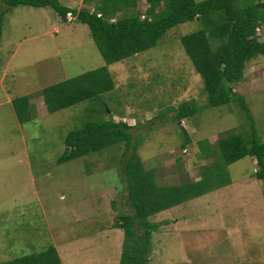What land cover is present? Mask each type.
<instances>
[{"label":"rangeland","instance_id":"1","mask_svg":"<svg viewBox=\"0 0 264 264\" xmlns=\"http://www.w3.org/2000/svg\"><path fill=\"white\" fill-rule=\"evenodd\" d=\"M60 2L89 7L84 0ZM148 8L140 1L143 17ZM0 13V264L50 247L63 264L121 263L125 236L113 226L120 214L133 213L121 163L132 153L123 144L58 163L67 135L87 122L113 116L128 123L145 168L156 170L165 186L204 179L220 164V138L252 133L238 103L207 106L203 79L181 41L200 28L199 21L179 25L158 46L108 66L116 85L100 99L49 113L43 90L107 65L104 57L88 26L62 20L54 8L11 10L0 0ZM258 36L264 42V26ZM235 91L246 98L264 142V57L247 64ZM26 96L31 118L22 122L14 101ZM185 101L200 110L178 120L175 110ZM259 171L248 156L228 167L227 186L151 217L165 224L154 233L151 264H264Z\"/></svg>","mask_w":264,"mask_h":264},{"label":"trees","instance_id":"2","mask_svg":"<svg viewBox=\"0 0 264 264\" xmlns=\"http://www.w3.org/2000/svg\"><path fill=\"white\" fill-rule=\"evenodd\" d=\"M9 9L21 6L54 8L62 20L71 13L76 21L89 27L91 35L107 65L43 90L49 113L68 109L87 100L100 99L115 89V80L108 66L141 54L160 44L167 33L179 25L199 21L200 28L181 38L196 72L204 82L208 107L238 103L246 114L252 133H228L219 139L220 164L200 181L178 185H159L156 170H147L137 153L133 128L126 122L109 119L87 122L65 138L66 152L58 159L64 164L123 145L132 153L124 166L123 181L127 183L128 203L133 213H122L114 228L124 232L120 264H151L153 236L164 222L154 217L193 198L227 186L231 179L227 169L248 156L257 161L260 171L255 175L264 181V142L256 130V122L246 98L235 87L245 76L248 63L264 57V42L258 36L264 26L263 0H146V15L138 11L142 0H84L89 7L77 10L60 0H1ZM121 13L119 17H116ZM4 14L0 13V43ZM116 17V18H114ZM1 68V60H0ZM15 112L20 121L30 119V96L16 99ZM200 108L196 102L185 101L175 111V118L195 116ZM107 113V112H106ZM26 116V118H25ZM209 152L207 156H213ZM1 264H63L55 247Z\"/></svg>","mask_w":264,"mask_h":264},{"label":"crops","instance_id":"3","mask_svg":"<svg viewBox=\"0 0 264 264\" xmlns=\"http://www.w3.org/2000/svg\"><path fill=\"white\" fill-rule=\"evenodd\" d=\"M68 7H70V6H68ZM59 17H60V16H59ZM60 18H61V17H60ZM57 31H58V29H57ZM164 212H165V211H164ZM164 212H163V213H164ZM160 214H161V213H160ZM178 222H179V221H178ZM164 225H165V224H164ZM162 226H163V225H162ZM162 226H161V227H162ZM161 227H160V228H161ZM113 229H115L114 226H113ZM116 230H119V232L123 231V230H121V229H116ZM120 249H121V250H120V253H121V254H120V260H121V256H122V245L120 246ZM58 252H59V251H58ZM59 254H60V253H59ZM60 256H61V255H60Z\"/></svg>","mask_w":264,"mask_h":264},{"label":"built area","instance_id":"4","mask_svg":"<svg viewBox=\"0 0 264 264\" xmlns=\"http://www.w3.org/2000/svg\"><path fill=\"white\" fill-rule=\"evenodd\" d=\"M74 19H75V17L73 16V14L70 13V14L68 15V21H69V22H72Z\"/></svg>","mask_w":264,"mask_h":264},{"label":"clouds","instance_id":"5","mask_svg":"<svg viewBox=\"0 0 264 264\" xmlns=\"http://www.w3.org/2000/svg\"><path fill=\"white\" fill-rule=\"evenodd\" d=\"M75 20H76V17H75Z\"/></svg>","mask_w":264,"mask_h":264}]
</instances>
